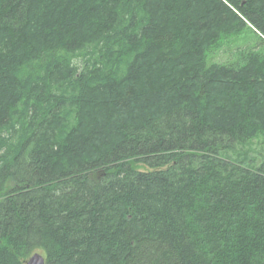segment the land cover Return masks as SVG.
Masks as SVG:
<instances>
[{"label": "trees", "instance_id": "trees-1", "mask_svg": "<svg viewBox=\"0 0 264 264\" xmlns=\"http://www.w3.org/2000/svg\"><path fill=\"white\" fill-rule=\"evenodd\" d=\"M262 46L264 0H0V264H264Z\"/></svg>", "mask_w": 264, "mask_h": 264}, {"label": "rangeland", "instance_id": "rangeland-1", "mask_svg": "<svg viewBox=\"0 0 264 264\" xmlns=\"http://www.w3.org/2000/svg\"><path fill=\"white\" fill-rule=\"evenodd\" d=\"M245 38V39H243ZM243 38H239L236 40L228 39L224 43V48L218 51L216 54L210 53L208 55V62H215V63H226L230 62L233 59V53L237 49V45L240 48H248L251 46H255L258 44L259 38L251 31L245 32ZM233 41V42H232ZM232 42V43H230ZM236 44V45H235ZM246 48V49H247ZM261 48L264 49V46ZM257 50V49H253ZM238 155L245 156L248 155L251 159H253L254 164H260L264 160V135L260 136L259 138L253 140L252 142L239 146L236 151L228 153L227 156L232 158H237ZM43 254V252L39 251Z\"/></svg>", "mask_w": 264, "mask_h": 264}, {"label": "water", "instance_id": "water-1", "mask_svg": "<svg viewBox=\"0 0 264 264\" xmlns=\"http://www.w3.org/2000/svg\"><path fill=\"white\" fill-rule=\"evenodd\" d=\"M25 264H46V257L39 252H35L29 257Z\"/></svg>", "mask_w": 264, "mask_h": 264}]
</instances>
